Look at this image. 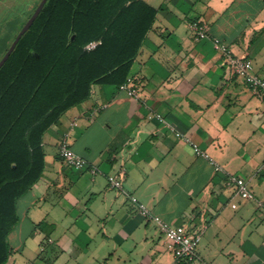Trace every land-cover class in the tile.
<instances>
[{"label":"crops","instance_id":"obj_1","mask_svg":"<svg viewBox=\"0 0 264 264\" xmlns=\"http://www.w3.org/2000/svg\"><path fill=\"white\" fill-rule=\"evenodd\" d=\"M41 1L0 0V56L18 31L17 20ZM144 1L158 15L133 66L129 84L137 96L95 86L89 100L47 133L48 142L45 135V170L18 200L19 221L8 237L15 264L30 239L42 252L49 247L83 260L99 235L95 228L108 226L119 228L130 256L150 252L141 264H174L155 241L152 226L164 239L158 224L142 217L138 204L167 224L201 234L190 264H264V91L252 92L214 48L217 39L235 57L252 61L264 80V0ZM198 20L209 26L199 42L190 29ZM66 132L88 168H72L59 156ZM47 145L55 151L47 154ZM229 174L242 178L254 198L237 194Z\"/></svg>","mask_w":264,"mask_h":264},{"label":"trees","instance_id":"obj_2","mask_svg":"<svg viewBox=\"0 0 264 264\" xmlns=\"http://www.w3.org/2000/svg\"><path fill=\"white\" fill-rule=\"evenodd\" d=\"M157 15L144 0H48L0 69V264L13 254L17 202L45 170V135L95 86L119 89L132 78Z\"/></svg>","mask_w":264,"mask_h":264},{"label":"built area","instance_id":"obj_3","mask_svg":"<svg viewBox=\"0 0 264 264\" xmlns=\"http://www.w3.org/2000/svg\"><path fill=\"white\" fill-rule=\"evenodd\" d=\"M190 29L194 33V39L198 42L206 39L209 35L208 24L201 20L192 22L190 24ZM99 44V42L93 41L86 46V49L88 51H92L96 49ZM214 48L227 56V64L230 71L235 75L244 76L245 82L252 92L258 93L264 91V80L262 77L253 72L254 67L252 61L245 58L235 57L231 54L228 47L217 39L214 40ZM129 82L130 80L121 85L119 89L126 92L131 97H136L137 91L134 87L130 86ZM154 117L160 122H165V119L159 114L154 115ZM176 136L183 138L181 133H176ZM69 138L70 133L66 132L59 145V156L64 160L66 165L72 168L79 170L88 168L87 161L78 156L71 148ZM192 146L197 156L211 161V164L214 166L216 172L222 171V167L215 163L210 158L208 153L202 151L196 145ZM92 173L95 174L96 169L93 168ZM109 180L112 187L121 188V181L113 177H109ZM228 185L234 187L236 193L244 198H254L252 193L247 189L244 180L237 175H228ZM232 206L233 208H236L235 204ZM138 211L142 217L153 220L158 224L160 231L166 240L167 250L175 259L174 264H190L196 260L197 248L201 242L200 233L187 229L185 225H170L165 223L161 217L153 214L144 204H138ZM41 250L43 251L44 248H41Z\"/></svg>","mask_w":264,"mask_h":264},{"label":"rangeland","instance_id":"obj_4","mask_svg":"<svg viewBox=\"0 0 264 264\" xmlns=\"http://www.w3.org/2000/svg\"><path fill=\"white\" fill-rule=\"evenodd\" d=\"M36 7L37 5H34L32 13L34 12ZM29 16L30 14H27L25 15V17H23V19L17 20L16 25L18 29L21 28L22 24L29 18ZM10 41L11 39L9 40V43ZM49 139L50 136L49 134H47L45 137V141L48 142ZM53 151H55V147L49 145L46 146L47 154L52 153ZM20 213L21 211L19 210V214ZM20 216L22 215L20 214ZM118 229L119 228L112 226H108L105 229H99V227L95 228L96 233L99 232V235L95 238L91 246V253L89 254V256H85L83 260L65 258L62 254H60V252L55 253L54 249L49 247H47V250L45 252H42V247L39 246L38 242H32V239L28 240L27 244L23 245V252L16 254L15 259L16 261L20 262V264H141L142 255H146L147 253L149 254L150 252L145 251L144 253H141L138 250L134 252L132 256H130L124 248V236L118 234ZM23 231L27 232L25 226L23 227ZM151 231L154 232L153 235L155 237V241H161L160 244L164 248L163 251L167 254V252L169 251L167 250L165 244V238L161 239L159 230L154 226L151 227ZM103 234H105L106 236H103ZM56 235L58 234H53V237L55 239H58ZM139 249L141 250V247H139ZM91 255H94L95 259L92 258ZM151 255L153 256L154 253H151ZM11 258L8 263L15 264V260H13V257Z\"/></svg>","mask_w":264,"mask_h":264},{"label":"water","instance_id":"obj_5","mask_svg":"<svg viewBox=\"0 0 264 264\" xmlns=\"http://www.w3.org/2000/svg\"><path fill=\"white\" fill-rule=\"evenodd\" d=\"M47 1L48 0H42L39 3L38 7L36 8V10L32 14V16L28 19V21L21 28V30L19 31V33L16 36L15 40L13 41V43L11 44V46L9 47L8 51L5 53V55L0 60V69L3 67V65L6 63V61L9 59L10 55L15 50L18 42L23 37V35L31 28V26L33 25V23L35 22V20L39 16V14L41 13V11H42V9L45 6V4H46ZM35 55L37 56V54H35Z\"/></svg>","mask_w":264,"mask_h":264}]
</instances>
